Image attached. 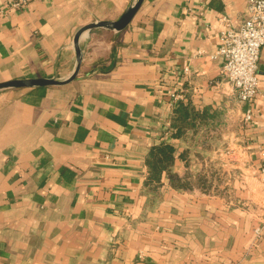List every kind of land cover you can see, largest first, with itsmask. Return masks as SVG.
Returning <instances> with one entry per match:
<instances>
[{"label": "crops", "instance_id": "crops-1", "mask_svg": "<svg viewBox=\"0 0 264 264\" xmlns=\"http://www.w3.org/2000/svg\"><path fill=\"white\" fill-rule=\"evenodd\" d=\"M137 0H0V82L68 79ZM247 0H143L77 76L0 90V264H264V45L251 121L220 70ZM188 69V70H186ZM206 118L170 127L172 93ZM176 147L157 190L147 155Z\"/></svg>", "mask_w": 264, "mask_h": 264}, {"label": "built area", "instance_id": "built-area-1", "mask_svg": "<svg viewBox=\"0 0 264 264\" xmlns=\"http://www.w3.org/2000/svg\"><path fill=\"white\" fill-rule=\"evenodd\" d=\"M27 1L16 0L14 5L25 4ZM219 22L223 28L217 55L224 59L220 72L231 83L239 100L248 105L244 113V121L248 122L253 119V104L260 88L258 62L264 45V0H247V16L238 27L233 25L229 14H222ZM172 99L179 104L184 102L185 97L175 92L172 93ZM260 170L264 184V163Z\"/></svg>", "mask_w": 264, "mask_h": 264}, {"label": "trees", "instance_id": "trees-1", "mask_svg": "<svg viewBox=\"0 0 264 264\" xmlns=\"http://www.w3.org/2000/svg\"><path fill=\"white\" fill-rule=\"evenodd\" d=\"M209 109L203 110L196 108L191 102H180L174 109L171 120V129L174 137H181L188 129L195 128L202 122L208 114ZM176 158V147L162 141L154 145L148 152L147 165L149 173L145 181V186L149 189L157 190L161 184V176L164 171L170 173Z\"/></svg>", "mask_w": 264, "mask_h": 264}, {"label": "water", "instance_id": "water-1", "mask_svg": "<svg viewBox=\"0 0 264 264\" xmlns=\"http://www.w3.org/2000/svg\"><path fill=\"white\" fill-rule=\"evenodd\" d=\"M143 0H137L134 4L128 7L121 17L115 21H96L82 27L76 34L75 45L78 53V64L74 73L66 80H57L54 78H25V79H11L0 82V90L14 87H34V86H46V85H62L72 81L78 74L81 66L82 54L79 47V38L81 34L94 27H106L115 30H121L125 28L133 19L137 10L141 6Z\"/></svg>", "mask_w": 264, "mask_h": 264}]
</instances>
